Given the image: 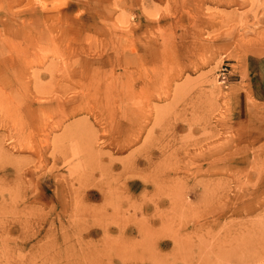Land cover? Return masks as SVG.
<instances>
[{"label":"rangeland","instance_id":"374dc122","mask_svg":"<svg viewBox=\"0 0 264 264\" xmlns=\"http://www.w3.org/2000/svg\"><path fill=\"white\" fill-rule=\"evenodd\" d=\"M263 94L264 0H0V264H264Z\"/></svg>","mask_w":264,"mask_h":264},{"label":"bare ground","instance_id":"6f19581e","mask_svg":"<svg viewBox=\"0 0 264 264\" xmlns=\"http://www.w3.org/2000/svg\"><path fill=\"white\" fill-rule=\"evenodd\" d=\"M57 55H58V54H57ZM13 62H14V61H13ZM41 62H42V61H41ZM42 65H44V64H42ZM50 73H51V72H50ZM51 75H52V74H51ZM59 75H60V74H59ZM52 76H53V75H52ZM89 80H90V79H89ZM39 81H40V80H39ZM89 82H90V81H89ZM37 83H38V82H37ZM40 83H41V82H40ZM33 84H34V83H33ZM40 85H41V84H40ZM37 86H38V85H37ZM41 86H42V85H41ZM43 87H44V86H43ZM41 88H42V87H41ZM34 89H35V88H34ZM36 89H37V88H36ZM101 91H102V90H101ZM93 92H94V91H93ZM38 94H39V93H38ZM38 94H37V95H38ZM100 95H101V94H100ZM102 96H103V95H102ZM102 96H101V97H102ZM11 98H12V97H11ZM13 101H14V100H13ZM111 102H112V101H111ZM100 106H101V105H100ZM0 109H1V108H0ZM13 110H14V109H13ZM42 113L45 114V110H44V112H42ZM14 118H15V117H14ZM14 121H15V120H14ZM16 122H17V121H16ZM16 124H17V123H16ZM20 124H21V123H20ZM20 126H21V125H20ZM20 126H19V127H20ZM13 127H14V125H13ZM130 128H131V127H130ZM14 130H15V129H14ZM19 130H20V129H19ZM19 130H18V131H19ZM28 130H29V129H28ZM48 132H49V131H48ZM13 133H15V132H13ZM50 134H51V133H50ZM50 134H49V135H50ZM25 136H26V135H25ZM31 136H32V134H31ZM34 136H35V135H34ZM149 136H150V135H149ZM125 138H126V137H125ZM151 138H152V137H151ZM151 138H150V140H151ZM22 139H23V138H22ZM127 139H128V137H127ZM30 140H32V139H30ZM45 140H46V139H45ZM124 140H125V139H124ZM129 140H130V139H129ZM39 141H40V140H39ZM39 141H38V142H39ZM110 141H111V140H110ZM29 142H30V141H29ZM33 142H35V140H34ZM56 142H57V141H56ZM127 142H128V141H127ZM129 142H130V141H129ZM134 142H135V141H134ZM31 143H32V142H31ZM39 143H40V142H39ZM49 143H50V141H49ZM40 144H41V143H40ZM52 144H54V143H52ZM41 146H42V144H41ZM28 147H30V146H28ZM20 148H21V147H20ZM21 149H22V148H21ZM8 150H9V149H8ZM14 151H15V150H14ZM31 151H32V150H31ZM38 151H39V150H38ZM38 151H37V152H38ZM53 151H55V150H53ZM1 152H2V151H1ZM33 154H34V152H33ZM51 154H52V153H51ZM43 156H44V155H43ZM0 157H1V156H0ZM0 159H1V158H0ZM2 159H3V157H2ZM21 159H22V158H21ZM33 159H34V158H33ZM43 160H45V159H43ZM58 161H59V160H58ZM42 162H43V161H42ZM44 162H45V161H44ZM29 163H30V162H29ZM35 163H36V161H35ZM35 163H34V164H35ZM56 163H58V162L56 161ZM45 164H46V163H45ZM47 164H48V163H47ZM47 164H46V165H47ZM46 165H44V167H45ZM11 167H12V166H11ZM40 169H41V168H40ZM128 169H129V168H128ZM8 170H9V169H8ZM11 170H12V169H11ZM11 170H9V171H11ZM2 172H3V171H2ZM2 172H1V173H2ZM4 172H6V171H4ZM6 173H7V172H6ZM5 176H6V175H5ZM5 176H4V177H5ZM7 176H8V175H7ZM39 178H40V177H39ZM4 181H5V180H4ZM27 182H28V181H27ZM47 183H48V182H47ZM36 184H37V183H36ZM23 186H24V185H23ZM8 188H9V185H8ZM23 188H24V187H23ZM37 189H38V188H37ZM171 190H172V189H171ZM35 194H36V193H35ZM9 196H10V195H9ZM44 196H47V193H45ZM0 197H1V195H0ZM1 200H2V199H1ZM0 202H1V201H0ZM170 203H171V202H170ZM159 204H160V203H159ZM41 206H42V205H41ZM76 208H77V207H76ZM144 208H145V207H144ZM158 212H159V211H158ZM9 216H10V215H9ZM25 216H26V215H25ZM85 217H86V215H85ZM7 219H8V218H7ZM4 222H5V221H4ZM165 226H166V225H165ZM3 227H4V225H3ZM147 235L149 236V234H147ZM0 241H1V243L3 242L2 240H0ZM4 241H7V239L4 240ZM8 241H10V239H9ZM12 241H13V240H12ZM6 243H8V242H6ZM16 243H17V242H16ZM4 244H5V243H4ZM5 245H6V244H5ZM39 247H40V246H39ZM3 248H4V247H3ZM6 251H7V250H6ZM28 251H29V250H28ZM100 252H101V251H100ZM28 253H29V252H28ZM37 253H38V252H37ZM26 254H27V253H26ZM18 255H19V253H18ZM23 255H24V254H23ZM37 255H38V254H37ZM132 255H133V254H132ZM2 257L5 258V256H2ZM9 257H10V256H9ZM21 257H22V256H21ZM21 257H20V260L22 259ZM17 258L19 259L18 256H17ZM8 260H9V258H8V256H7V261H8ZM22 260H23V259H22ZM18 262H19V261H18ZM20 262H21V261H20ZM33 263H35V261H34ZM8 264H9V263H8Z\"/></svg>","mask_w":264,"mask_h":264},{"label":"built area","instance_id":"2783aa9c","mask_svg":"<svg viewBox=\"0 0 264 264\" xmlns=\"http://www.w3.org/2000/svg\"><path fill=\"white\" fill-rule=\"evenodd\" d=\"M229 65L222 66L219 70V79L221 80V84H227L230 82L231 73L228 69Z\"/></svg>","mask_w":264,"mask_h":264},{"label":"crops","instance_id":"0c3cea01","mask_svg":"<svg viewBox=\"0 0 264 264\" xmlns=\"http://www.w3.org/2000/svg\"><path fill=\"white\" fill-rule=\"evenodd\" d=\"M261 98H262L261 100H264V94H263V95H261Z\"/></svg>","mask_w":264,"mask_h":264}]
</instances>
